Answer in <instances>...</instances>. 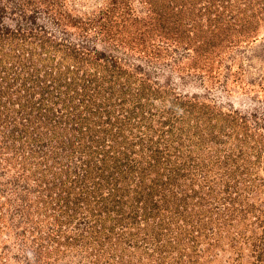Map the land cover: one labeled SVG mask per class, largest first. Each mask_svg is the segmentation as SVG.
Instances as JSON below:
<instances>
[{
	"label": "rangeland",
	"instance_id": "rangeland-1",
	"mask_svg": "<svg viewBox=\"0 0 264 264\" xmlns=\"http://www.w3.org/2000/svg\"><path fill=\"white\" fill-rule=\"evenodd\" d=\"M0 264H264V0H0Z\"/></svg>",
	"mask_w": 264,
	"mask_h": 264
}]
</instances>
